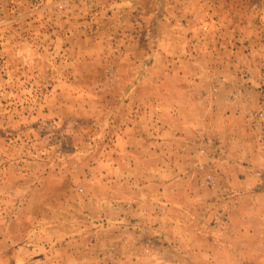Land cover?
I'll list each match as a JSON object with an SVG mask.
<instances>
[{"label": "rangeland", "instance_id": "obj_1", "mask_svg": "<svg viewBox=\"0 0 264 264\" xmlns=\"http://www.w3.org/2000/svg\"><path fill=\"white\" fill-rule=\"evenodd\" d=\"M0 264H264V0H0Z\"/></svg>", "mask_w": 264, "mask_h": 264}, {"label": "crops", "instance_id": "obj_2", "mask_svg": "<svg viewBox=\"0 0 264 264\" xmlns=\"http://www.w3.org/2000/svg\"><path fill=\"white\" fill-rule=\"evenodd\" d=\"M156 197H158V203H162V208H161V212H160V210L159 211H157L156 212V215H157V217L159 216V215H162V211L164 210V211H167V212H169L171 209H172V206H173V204L171 203V201H169L168 200V198H167V196H165V194L164 193H162V192H160V194H158V195H156ZM155 197V198H156ZM157 199V198H156ZM170 199V198H169ZM157 203V204H158ZM160 205V204H159ZM164 208V209H163ZM166 209V210H165ZM150 211H148V212H146L147 214L149 213ZM162 217V216H161ZM164 219H165V217H164ZM159 220H162V218H160ZM158 223H159V221H157Z\"/></svg>", "mask_w": 264, "mask_h": 264}]
</instances>
